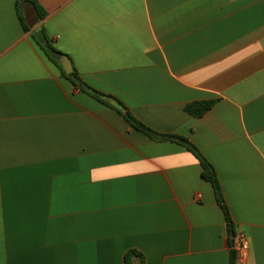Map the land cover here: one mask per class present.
<instances>
[{"label":"crops","instance_id":"0c3cea01","mask_svg":"<svg viewBox=\"0 0 264 264\" xmlns=\"http://www.w3.org/2000/svg\"><path fill=\"white\" fill-rule=\"evenodd\" d=\"M19 1L0 0V264H231L238 234L236 264H264V0H35L42 21ZM41 29L88 85L198 148L234 235L199 160L77 90Z\"/></svg>","mask_w":264,"mask_h":264},{"label":"trees","instance_id":"16d2710c","mask_svg":"<svg viewBox=\"0 0 264 264\" xmlns=\"http://www.w3.org/2000/svg\"><path fill=\"white\" fill-rule=\"evenodd\" d=\"M22 2H28L33 6L39 21H42L46 18L47 14L45 10H43V8L35 0H20L17 3V9L19 8ZM20 20L23 22L22 17H20ZM23 26L26 29V31H28V27L25 26V24ZM31 38L37 44V46L43 51V53L47 56V58L55 66L58 67V69L61 71L62 76L67 78L69 81H71L77 90L90 95L92 98L99 101L103 105L115 110L119 115H121L126 120V122L134 130L142 133L150 140L154 142H173L189 150L199 160L203 169L202 171L203 179L212 185L217 202L219 203L221 209L225 214L227 227L230 233L234 235V224L232 222L229 209L225 204L223 191L217 176V172L213 167V165L206 160V158L200 153V151L195 145H193L191 142H189L187 139L181 136L174 134L159 133L151 129L150 127L146 126L141 121H139L135 116H133L128 111L127 107L118 98L104 94L96 90L95 88L91 87L85 81L82 80V78L78 75L76 71H73V73L67 75L63 70L61 64L59 63V58L62 54L52 46L50 39L48 38V36L46 35L43 29L32 33ZM214 103H215L214 101L196 102V103L188 104L185 107V110L190 115L196 118H201L205 113H207L213 107ZM134 258H138L140 260V264H145L144 255L140 254L136 250H130L127 252L125 256L126 264H132V260ZM231 264H236V255L234 252L231 255Z\"/></svg>","mask_w":264,"mask_h":264},{"label":"built area","instance_id":"2783aa9c","mask_svg":"<svg viewBox=\"0 0 264 264\" xmlns=\"http://www.w3.org/2000/svg\"><path fill=\"white\" fill-rule=\"evenodd\" d=\"M232 249L236 255V263L243 262L249 257L250 245L243 234L234 236Z\"/></svg>","mask_w":264,"mask_h":264},{"label":"water","instance_id":"95a60500","mask_svg":"<svg viewBox=\"0 0 264 264\" xmlns=\"http://www.w3.org/2000/svg\"><path fill=\"white\" fill-rule=\"evenodd\" d=\"M59 63L61 64L63 70L65 71L67 75L73 73L74 68H73L72 61L69 57L65 55H61L59 58Z\"/></svg>","mask_w":264,"mask_h":264}]
</instances>
